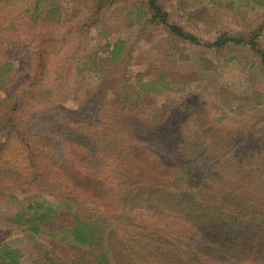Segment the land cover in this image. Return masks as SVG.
Masks as SVG:
<instances>
[{
  "label": "trees",
  "instance_id": "trees-1",
  "mask_svg": "<svg viewBox=\"0 0 264 264\" xmlns=\"http://www.w3.org/2000/svg\"><path fill=\"white\" fill-rule=\"evenodd\" d=\"M147 6L150 22L189 43L247 45L264 70L256 29L202 43L169 22L157 0ZM123 47L122 40L112 43L110 63ZM25 90L0 98V194L15 189L32 197L11 222L70 249L87 247L96 264H264L263 147L256 164L244 166L239 159L249 149L229 137L221 150L238 145L240 163L218 166L206 157L208 145L191 157L185 152L186 104L154 117L123 90L115 98L93 93L77 109L57 110L41 107ZM216 131L206 144L219 139L223 131ZM12 145L20 166L6 161ZM46 195L59 200L50 203ZM43 255L61 264L48 249ZM0 256L20 264L14 250Z\"/></svg>",
  "mask_w": 264,
  "mask_h": 264
},
{
  "label": "rangeland",
  "instance_id": "rangeland-1",
  "mask_svg": "<svg viewBox=\"0 0 264 264\" xmlns=\"http://www.w3.org/2000/svg\"><path fill=\"white\" fill-rule=\"evenodd\" d=\"M147 1L0 0V98H12L27 87L25 93L36 95L41 107L77 109L93 93L115 98V92L124 90L132 105L139 103L160 118L186 104L182 110L191 114L190 135L183 147L189 157L208 145L211 164L233 159L230 163L253 167L259 148H264V70L258 54L247 45L216 48L182 40L164 25L150 22ZM157 2L169 22L202 43L222 33L256 29L264 50V0ZM117 40L124 41L123 51L110 63V46ZM102 82L104 87L95 91ZM217 129L223 131L219 139L206 144ZM232 136L249 149L240 162L238 145L221 150ZM6 161L20 166L13 145ZM45 198L50 203L59 200L57 195ZM31 200L15 189L0 194V253L16 251L20 264H52L43 255L48 249L61 264H96L87 247L70 249L11 222ZM0 264H6L2 258Z\"/></svg>",
  "mask_w": 264,
  "mask_h": 264
}]
</instances>
